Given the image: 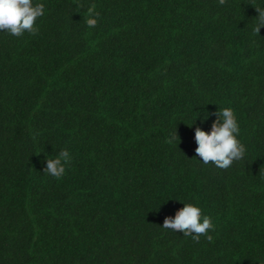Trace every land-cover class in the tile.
I'll return each mask as SVG.
<instances>
[{
    "label": "trees",
    "instance_id": "16d2710c",
    "mask_svg": "<svg viewBox=\"0 0 264 264\" xmlns=\"http://www.w3.org/2000/svg\"><path fill=\"white\" fill-rule=\"evenodd\" d=\"M33 2L38 34L0 31V264H264V0ZM225 107L247 151L222 170L195 128ZM184 203L212 242L162 228Z\"/></svg>",
    "mask_w": 264,
    "mask_h": 264
},
{
    "label": "clouds",
    "instance_id": "9594fccd",
    "mask_svg": "<svg viewBox=\"0 0 264 264\" xmlns=\"http://www.w3.org/2000/svg\"><path fill=\"white\" fill-rule=\"evenodd\" d=\"M218 2L224 5L226 0H218ZM77 7L82 8L83 5L77 3ZM255 10L258 16L253 27V35L257 36L261 28H264V7L255 6ZM44 11V4L34 3L33 0H0V31L15 37H21L25 32L36 35L39 32L36 21L44 15ZM99 17L96 4H91L87 8L85 20L87 27L95 28ZM208 115H215L217 119L213 121L210 132H205L200 127L195 128L196 155L202 158V163L205 165L212 162L217 168L227 170L233 163L242 160L247 151L246 146L238 139L240 125L237 116L231 107H225L215 113H207L205 119ZM177 141L179 144L180 137L176 129L169 134L166 143L173 144ZM71 159L70 152L62 149L54 158H46L44 173L61 179ZM162 228L180 231L183 236L191 237L197 243L202 235L212 242L213 236L209 235V232L215 229V224L210 216L203 213L202 208L194 203H184V207L176 212L174 218L165 217Z\"/></svg>",
    "mask_w": 264,
    "mask_h": 264
}]
</instances>
